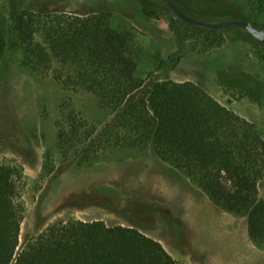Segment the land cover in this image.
I'll list each match as a JSON object with an SVG mask.
<instances>
[{
    "label": "rangeland",
    "instance_id": "1",
    "mask_svg": "<svg viewBox=\"0 0 264 264\" xmlns=\"http://www.w3.org/2000/svg\"><path fill=\"white\" fill-rule=\"evenodd\" d=\"M174 1L189 16L218 22L231 14V20L243 17L264 28V11H252L249 0ZM23 11L36 16L108 15L111 27L137 48L143 85L127 102L148 96L156 82H189L264 135L263 47L239 30H224V44L208 52L201 48L203 39L189 40V51L171 67L177 45L169 16L156 0H0V163L21 172L17 182L25 213L17 250L53 223L102 220L154 238L179 264H264V247L249 239L246 218L215 206L196 184L162 161L151 143L132 148L89 145L117 111L24 65L14 30ZM219 72L227 83L237 84H220ZM260 90L258 101L248 97ZM72 119L81 122V139L91 137L66 152L58 134ZM258 190L264 198V172Z\"/></svg>",
    "mask_w": 264,
    "mask_h": 264
},
{
    "label": "trees",
    "instance_id": "2",
    "mask_svg": "<svg viewBox=\"0 0 264 264\" xmlns=\"http://www.w3.org/2000/svg\"><path fill=\"white\" fill-rule=\"evenodd\" d=\"M160 6L169 16L177 45L169 58L171 67L189 51V40L203 39L205 52L224 44V30L191 26ZM249 6L262 12L264 0H249ZM230 15L218 22L231 20ZM14 30L26 67L66 88L88 92L104 109L117 111L91 147L151 143L162 161L196 184L215 206L245 217L249 239L264 247V198L258 190L264 172V135L256 125L189 82H156L148 96L127 102L143 85L137 74V48L111 27L106 14L79 18L23 11L16 17ZM245 35L263 47L264 60V41ZM217 76L220 84H237L235 80L227 83L222 72ZM260 95L261 90L248 97L258 101ZM71 122L58 134L66 152L91 137L81 139L85 135L81 122ZM20 175L17 168L0 163V264H179L154 238L102 220L53 223L18 251L25 213L17 182Z\"/></svg>",
    "mask_w": 264,
    "mask_h": 264
},
{
    "label": "water",
    "instance_id": "3",
    "mask_svg": "<svg viewBox=\"0 0 264 264\" xmlns=\"http://www.w3.org/2000/svg\"><path fill=\"white\" fill-rule=\"evenodd\" d=\"M157 1L165 5L175 18L191 26L200 27L209 30H220V31L230 28H241L245 32L249 33L253 38L260 41H264V30L255 28L248 22L242 20L206 22L187 16L171 0H157Z\"/></svg>",
    "mask_w": 264,
    "mask_h": 264
},
{
    "label": "flooded vegetation",
    "instance_id": "4",
    "mask_svg": "<svg viewBox=\"0 0 264 264\" xmlns=\"http://www.w3.org/2000/svg\"><path fill=\"white\" fill-rule=\"evenodd\" d=\"M157 1V0H156ZM184 14H186L187 15V13H186V11L187 10H184L183 9V7L179 4V3H177V1H174V0H171ZM160 5H162V6H164L169 12H170V10L165 6V5H163L162 3H160L159 1H157ZM188 12V11H187ZM171 13V12H170ZM190 15V14H189ZM189 15H187V16H189ZM189 17H191V16H189ZM193 18V17H192ZM198 18H201L200 16H198ZM196 19V18H195ZM235 20H242V18H239L238 17V19H235ZM242 21H245V22H248V23H250L252 26H253V24H252V22H250L249 20H247V19H245V20H242ZM253 27H255V26H253ZM255 28H259V29H262V30H264V28H262V27H255ZM230 29H236V30H239L240 32H242V33H244V34H248L249 36H251L249 33H247V32H245L244 30H242L241 28H230ZM226 30H228V29H226ZM252 37V36H251ZM253 38V37H252ZM255 39V38H254ZM257 40V39H256ZM258 41H260V40H258ZM263 42V41H262Z\"/></svg>",
    "mask_w": 264,
    "mask_h": 264
}]
</instances>
